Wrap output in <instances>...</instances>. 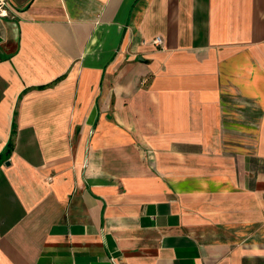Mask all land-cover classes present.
Instances as JSON below:
<instances>
[{"label":"crops","instance_id":"crops-1","mask_svg":"<svg viewBox=\"0 0 264 264\" xmlns=\"http://www.w3.org/2000/svg\"><path fill=\"white\" fill-rule=\"evenodd\" d=\"M8 1L0 264H264V0Z\"/></svg>","mask_w":264,"mask_h":264},{"label":"built area","instance_id":"built-area-1","mask_svg":"<svg viewBox=\"0 0 264 264\" xmlns=\"http://www.w3.org/2000/svg\"><path fill=\"white\" fill-rule=\"evenodd\" d=\"M10 4L8 0H0V15H6ZM155 44L161 45L162 38L160 36H156L152 39Z\"/></svg>","mask_w":264,"mask_h":264},{"label":"trees","instance_id":"trees-1","mask_svg":"<svg viewBox=\"0 0 264 264\" xmlns=\"http://www.w3.org/2000/svg\"><path fill=\"white\" fill-rule=\"evenodd\" d=\"M11 149H12V141L10 140V141H8V143L6 145L5 152L2 155L0 154V163H1V161H3L7 157V155L10 153Z\"/></svg>","mask_w":264,"mask_h":264}]
</instances>
